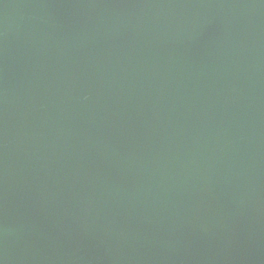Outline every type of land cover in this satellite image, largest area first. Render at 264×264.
Returning <instances> with one entry per match:
<instances>
[{
	"label": "water",
	"instance_id": "1",
	"mask_svg": "<svg viewBox=\"0 0 264 264\" xmlns=\"http://www.w3.org/2000/svg\"><path fill=\"white\" fill-rule=\"evenodd\" d=\"M0 264H264V0H0Z\"/></svg>",
	"mask_w": 264,
	"mask_h": 264
}]
</instances>
